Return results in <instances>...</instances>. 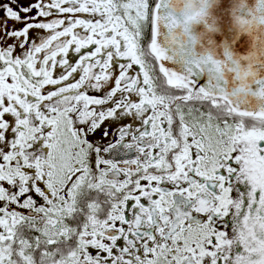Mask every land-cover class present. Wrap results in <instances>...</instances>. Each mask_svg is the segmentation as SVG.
Returning a JSON list of instances; mask_svg holds the SVG:
<instances>
[{"label": "snow or ice", "instance_id": "obj_1", "mask_svg": "<svg viewBox=\"0 0 264 264\" xmlns=\"http://www.w3.org/2000/svg\"><path fill=\"white\" fill-rule=\"evenodd\" d=\"M0 264H264V0H0Z\"/></svg>", "mask_w": 264, "mask_h": 264}]
</instances>
